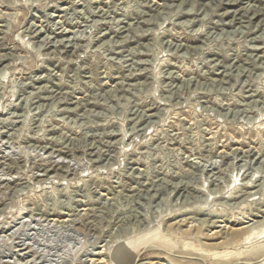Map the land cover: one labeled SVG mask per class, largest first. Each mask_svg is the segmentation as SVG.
<instances>
[{
    "label": "rangeland",
    "instance_id": "374dc122",
    "mask_svg": "<svg viewBox=\"0 0 264 264\" xmlns=\"http://www.w3.org/2000/svg\"><path fill=\"white\" fill-rule=\"evenodd\" d=\"M0 264H264V0H0Z\"/></svg>",
    "mask_w": 264,
    "mask_h": 264
},
{
    "label": "bare ground",
    "instance_id": "6f19581e",
    "mask_svg": "<svg viewBox=\"0 0 264 264\" xmlns=\"http://www.w3.org/2000/svg\"><path fill=\"white\" fill-rule=\"evenodd\" d=\"M103 262V261H102Z\"/></svg>",
    "mask_w": 264,
    "mask_h": 264
}]
</instances>
